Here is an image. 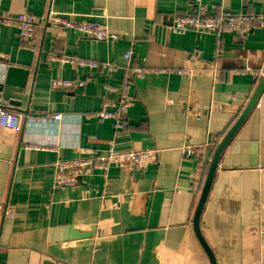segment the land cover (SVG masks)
<instances>
[{
  "label": "crops",
  "instance_id": "0c3cea01",
  "mask_svg": "<svg viewBox=\"0 0 264 264\" xmlns=\"http://www.w3.org/2000/svg\"><path fill=\"white\" fill-rule=\"evenodd\" d=\"M197 0H0V17L49 11L74 19L91 15L123 33L98 41L47 23L34 47L16 26L0 21V105L21 114L16 129L0 127V264H210L193 217L218 142L238 114L215 112L192 120L182 105L226 103L244 109L264 71V25L243 39L226 31L172 33L173 15L194 12ZM212 15H264V0H199ZM131 51L129 59L124 53ZM66 54L115 69L75 68L50 59ZM216 61L219 78L179 76L191 56ZM1 64H4L3 66ZM157 72L135 76L138 67ZM79 79L72 88L52 79ZM129 79L128 127L116 132L100 120L103 86ZM20 89L3 98L4 87ZM10 101H14L12 104ZM61 114L59 121L53 119ZM117 149H157L158 162L143 171L114 165L83 175L74 186L54 185L57 161L90 149L103 156ZM211 142L200 156L199 194L192 192L198 160L183 156L184 143ZM143 209L132 212L133 197ZM200 231L217 264L264 262V88L220 157L200 216Z\"/></svg>",
  "mask_w": 264,
  "mask_h": 264
},
{
  "label": "built area",
  "instance_id": "2783aa9c",
  "mask_svg": "<svg viewBox=\"0 0 264 264\" xmlns=\"http://www.w3.org/2000/svg\"><path fill=\"white\" fill-rule=\"evenodd\" d=\"M193 13L186 15H173L169 25L172 33H182L188 29L195 31H209L215 34L218 43H220L221 35L228 31L233 34L236 39H243L244 36L256 26L264 25V15L257 13H230L219 11L217 14H209L199 0ZM1 22L14 25L19 30L21 41L27 42L34 47L37 38V27L52 23L60 27L62 30H71L81 36L93 38L98 41H114L123 33L113 30L107 23L95 20L93 16L86 15L78 19H74L67 13L49 11L46 17H37L29 13L20 14L18 17L7 19L0 17ZM131 51L124 53L125 58L131 57ZM53 61L67 64L75 68H97L102 67L110 72L115 69L111 63H98L93 60L84 59L66 54H52L50 57ZM2 66L4 64H1ZM157 72L156 69H148L138 67L135 76H143L146 73ZM179 76H198L208 75L215 82L219 78L220 67L216 61H207L199 59L195 55L180 68L174 70ZM129 79H125L120 85H111L109 83L103 86V98L101 109L94 113V116L100 120L109 119L112 121L113 128L116 132H122L128 127L127 115L132 105V97L129 94ZM84 82L79 79H52V87L72 88L81 86ZM185 116L195 120L203 115H211L215 112H228L231 114H240L242 109L231 106L226 103L211 102L208 105H202L199 101L191 96L185 97L182 105ZM61 114H55L53 119L59 121ZM21 122V114L0 105V127L6 129H16ZM211 146V142L207 139L204 143H184L179 149L183 156L193 157L198 160L196 169L193 173L192 192L199 194V181L201 171L203 169V161L200 159L203 151ZM157 149H140L132 150L117 149L115 140L109 141V145L103 156L96 155L90 149L82 151L80 157L71 160L57 161L54 165V185L55 186H74L78 179L83 175H89L96 169L106 170L110 165H114L122 171H143L153 163L158 162ZM143 209V197H133L132 212L139 213ZM264 236V229L261 231ZM177 259L173 258L170 264H176ZM264 264V262H262Z\"/></svg>",
  "mask_w": 264,
  "mask_h": 264
},
{
  "label": "water",
  "instance_id": "95a60500",
  "mask_svg": "<svg viewBox=\"0 0 264 264\" xmlns=\"http://www.w3.org/2000/svg\"><path fill=\"white\" fill-rule=\"evenodd\" d=\"M264 88V71L257 81L256 87L249 98L247 104L245 105L244 109L239 114L238 118L236 119L235 123L231 126V128L227 131V133L224 135V137L218 142V145L214 151L213 157L209 163L203 185L200 191L197 207L194 213L193 217V230L194 233L202 246L205 254L208 257L210 264H217L216 257L212 251V249L207 244L206 240L204 239L201 231H200V216L205 204V201L207 199V196L209 194V190L211 187V182L213 179V176L215 174V171L217 169L220 157L222 156L223 152L225 151L226 147L229 145V143L232 140V137L236 130L240 127V125L244 122V120L247 118V116L252 111L253 107L255 106V103L257 102L262 90ZM20 89H14L12 87H4L3 91V98L8 99L9 95H11V91H19ZM13 98H21V95L13 94L11 95ZM12 104H14V101H10Z\"/></svg>",
  "mask_w": 264,
  "mask_h": 264
}]
</instances>
